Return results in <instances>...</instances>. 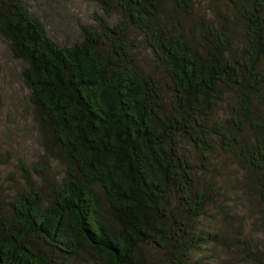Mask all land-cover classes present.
Returning <instances> with one entry per match:
<instances>
[{"label":"trees","instance_id":"16d2710c","mask_svg":"<svg viewBox=\"0 0 264 264\" xmlns=\"http://www.w3.org/2000/svg\"><path fill=\"white\" fill-rule=\"evenodd\" d=\"M90 1L93 24L62 44L24 0H0L43 152L0 183V264H192L222 248L264 264V0ZM234 181L258 243L213 227L230 225Z\"/></svg>","mask_w":264,"mask_h":264},{"label":"rangeland","instance_id":"374dc122","mask_svg":"<svg viewBox=\"0 0 264 264\" xmlns=\"http://www.w3.org/2000/svg\"><path fill=\"white\" fill-rule=\"evenodd\" d=\"M24 1L30 10L40 17L49 35L62 44H70L76 37L78 38V25L93 24V14L99 12L90 0H53L52 4L58 12L71 16V25L65 27V31L59 32L56 27L59 14L55 9L46 10L41 6L44 0ZM136 54L142 66L149 69L148 64L152 61L150 55L142 49ZM19 72L20 65L11 60L7 44L0 37V183L7 188L20 182L17 171L19 163L28 167L31 164L41 163L43 154L37 127L26 103L27 93L20 81ZM51 169L58 171L55 163H51ZM232 173L237 172L232 171ZM234 182L242 191H232L230 199L234 204H230V207L226 205L230 225L217 221L213 227L216 230H224L228 236L234 238L245 232L243 235L253 238L258 243L261 235L255 232V218L250 208V199L240 182ZM193 259L192 264H248L237 248H222L215 252L204 249L194 255Z\"/></svg>","mask_w":264,"mask_h":264}]
</instances>
